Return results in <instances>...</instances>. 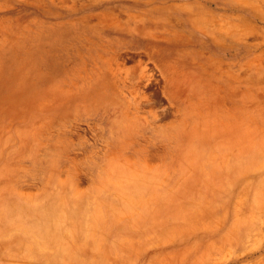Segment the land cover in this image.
<instances>
[{
    "label": "rangeland",
    "instance_id": "374dc122",
    "mask_svg": "<svg viewBox=\"0 0 264 264\" xmlns=\"http://www.w3.org/2000/svg\"><path fill=\"white\" fill-rule=\"evenodd\" d=\"M0 264H264V0H0Z\"/></svg>",
    "mask_w": 264,
    "mask_h": 264
},
{
    "label": "bare ground",
    "instance_id": "6f19581e",
    "mask_svg": "<svg viewBox=\"0 0 264 264\" xmlns=\"http://www.w3.org/2000/svg\"><path fill=\"white\" fill-rule=\"evenodd\" d=\"M147 49H148V48H147ZM111 70H112V68H111ZM146 76H147V75H146ZM148 76H149V75H148ZM143 79H144V78H143ZM147 79H149V78H147ZM150 79H151V78H150ZM150 79H149V80H150ZM144 80H145V79H144ZM149 80H148V81H149ZM146 81H147V80H146ZM149 82H150V81H149ZM165 92H166V91H165ZM132 102H133V101H132ZM136 107H137V106H136ZM156 120H157V119H156Z\"/></svg>",
    "mask_w": 264,
    "mask_h": 264
}]
</instances>
